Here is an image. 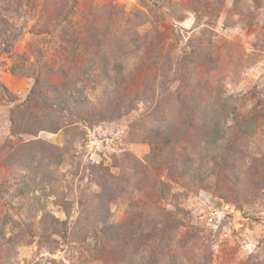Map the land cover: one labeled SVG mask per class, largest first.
<instances>
[{"label": "rangeland", "instance_id": "374dc122", "mask_svg": "<svg viewBox=\"0 0 264 264\" xmlns=\"http://www.w3.org/2000/svg\"><path fill=\"white\" fill-rule=\"evenodd\" d=\"M257 4L0 0V264H264Z\"/></svg>", "mask_w": 264, "mask_h": 264}, {"label": "trees", "instance_id": "16d2710c", "mask_svg": "<svg viewBox=\"0 0 264 264\" xmlns=\"http://www.w3.org/2000/svg\"><path fill=\"white\" fill-rule=\"evenodd\" d=\"M251 1H253L254 3H255V5H258L257 3H258V0H251ZM32 95H34V96H36V98L37 99H39L41 102H43V103H45V108H47L48 110H50V111H53V112H56V108H60L61 107V105H64V104H67V100H63V102H61L58 98H55V100H53L54 102H55V104L54 105H51V104H47L46 103V98H45V96L41 93V92H39L37 89L35 90V88L33 89V92L31 93ZM48 101V100H47ZM209 107V108H208ZM53 108H55V109H53ZM224 108H225V104H221V106H219L218 108H217V106L216 105H211V106H208V105H206V106H204V111H203V113L204 114H206V113H208V114H210V113H213V112H217V114H220L222 111H225L224 110ZM60 111L62 110V109H59ZM65 111H68V108H66L65 109ZM51 123V124H50ZM39 128H41V122H39ZM54 126L56 127L57 126V124L56 123H53V122H50V121H48L45 125H44V129H50V131L51 130H54L55 129V131H57V128H54ZM38 128V129H39ZM218 128V126H214V130H213V135H214V137H212V139L213 140H211V142H210V144L211 145H216L217 144V140H221V138H222V134L220 133V132H218V131H216V129ZM41 129H39V131H40ZM155 162H156V159H154V157H152V159L148 162V165L149 166H153L154 164H155ZM264 165H263V163H262V167H263ZM262 173V178H263V181H264V169H263V172H261ZM260 188H264V184H262L261 186H260ZM49 218L51 219V220H53V223L54 224H58V221H57V219H55L53 216H49ZM64 226V225H63ZM64 231V230H63ZM52 233H56V234H59V231L58 230H56V228H55V225L52 227ZM64 233V232H63Z\"/></svg>", "mask_w": 264, "mask_h": 264}, {"label": "built area", "instance_id": "2783aa9c", "mask_svg": "<svg viewBox=\"0 0 264 264\" xmlns=\"http://www.w3.org/2000/svg\"><path fill=\"white\" fill-rule=\"evenodd\" d=\"M218 208V210H219V207H217ZM223 208L225 209V210H227V206L226 205H223ZM218 210H215L214 209V211L212 212V213H210L209 214V217L207 218V223L208 224H213V223H215V220H214V218L219 214V211Z\"/></svg>", "mask_w": 264, "mask_h": 264}]
</instances>
